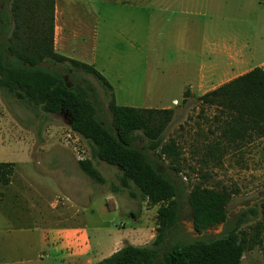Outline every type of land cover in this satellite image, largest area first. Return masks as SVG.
<instances>
[{"label":"rangeland","instance_id":"1","mask_svg":"<svg viewBox=\"0 0 264 264\" xmlns=\"http://www.w3.org/2000/svg\"><path fill=\"white\" fill-rule=\"evenodd\" d=\"M7 3V2H6ZM9 7V2L6 4ZM144 16L147 7H144ZM239 11L240 40L247 38L254 50L247 65H257L264 61V2ZM246 19V20H245ZM248 25H243V23ZM148 31L145 28L144 35ZM188 51L187 56H179L182 50L157 58L150 50L148 38L144 36L143 54L136 58H100L102 74L110 82L116 103L139 107H171L173 116L163 131L166 139L173 137L182 150V169L174 179L183 185L180 195L181 208L176 225L172 228L169 243L194 237H216L226 233L243 208L253 207L245 228H252L262 218L260 202L264 200V133L245 136L243 139L227 142L222 139L215 155H205V149L214 140L221 138L222 120L215 118L219 112L214 105L200 102L198 95L207 90H189L184 99L187 82L195 79L200 65L215 61L218 69L225 66L224 58H203ZM220 65V66H219ZM56 66L63 71L71 83L86 81L95 93L99 117L112 126L108 108L109 93L98 78L80 69H64L62 63ZM264 68V63L262 64ZM177 100L174 101L173 99ZM145 137L136 144L145 147ZM223 147V149H222ZM90 156V144L70 127L68 113L47 112L40 106L28 105L0 88V160L13 161L11 184H0V264H39L35 261L22 262L23 253L38 251L37 245L42 227L51 223L54 213L62 203L68 204L66 197H78L79 205L69 210L79 209L80 198L92 192L93 212L88 210L87 229L96 255H106L112 243V236L132 228H142L140 242H149L157 225L158 204L150 205L139 194L132 197L128 189L114 190L118 182L120 168L94 159V165L104 175V182H97L87 176L78 166V159ZM153 158L155 153H151ZM160 169L168 170V160L158 158ZM196 181L207 185L224 186L231 192L227 203L226 220L207 226L202 231L194 227L191 210L186 199L187 192ZM71 196V197H70ZM109 196V197H108ZM112 196V197H110ZM108 198V199H107ZM107 199V201H106ZM77 203V204H78ZM46 215V220L42 215ZM264 221V220H263ZM25 227L22 230L21 227ZM100 226V229H98ZM262 241L245 250L241 264H264V229ZM28 238L29 245L21 247L22 238ZM49 252L46 260H53ZM57 259L52 264H61Z\"/></svg>","mask_w":264,"mask_h":264},{"label":"trees","instance_id":"2","mask_svg":"<svg viewBox=\"0 0 264 264\" xmlns=\"http://www.w3.org/2000/svg\"><path fill=\"white\" fill-rule=\"evenodd\" d=\"M56 63L99 79L109 93L111 127L99 117L90 84L69 82ZM0 88L47 112L68 113L70 127L90 144V156L78 159L79 168L102 183L105 177L94 159L117 165L120 172L118 182L113 183L114 190L126 188L132 197L139 194L148 204H158L157 225L149 242L127 241L97 264H241L243 252L262 241L264 200L260 202L262 218L251 229L244 224L256 211L247 207L226 233L169 243L166 237L171 236L179 218L183 187L174 179L182 169L181 147L175 138L163 135L174 110L118 104L110 82L93 64L57 52L53 47V0H0ZM188 95L185 89L183 98ZM198 99L214 105L219 110L215 118L222 120L221 138L206 147L205 155H215L222 139L232 142L264 133L262 65L199 94ZM141 136L146 139L144 148L135 143ZM161 157L167 158L168 170L157 165ZM13 165V161L0 160V184L10 182ZM230 197L231 192L224 186L203 181L191 184L186 199L195 229L202 231L226 220Z\"/></svg>","mask_w":264,"mask_h":264},{"label":"crops","instance_id":"3","mask_svg":"<svg viewBox=\"0 0 264 264\" xmlns=\"http://www.w3.org/2000/svg\"><path fill=\"white\" fill-rule=\"evenodd\" d=\"M255 2L264 0H53V47L68 57L93 64L101 73L104 71L100 62L102 57L121 56L126 60L142 56L144 36L157 58L166 53L171 55L176 50L183 51L179 56L198 50L194 53L203 58L208 54L212 59L224 58L226 65L221 70L215 61L200 65L195 79L188 81L185 88L212 89L255 66L247 65L248 58L254 53L248 39L238 37V9L248 8ZM144 7H147L145 16ZM145 28L148 31L144 35ZM12 181L11 175L8 184ZM66 198L68 204L62 203V208L54 213V220L38 226L40 249L33 252L35 257H30V252L23 253L22 262L33 260L39 264H52L61 259V264H97L127 241L146 243L138 240L142 228H132L112 236L106 255H96L86 223L88 210L93 212L94 208L92 192H86L80 198L81 218H78V208L69 210L73 205H79V196ZM42 218L46 220V215ZM153 236L151 234L150 238ZM22 241L21 247L30 243L25 237ZM45 246L51 250L53 260H46L49 252Z\"/></svg>","mask_w":264,"mask_h":264},{"label":"water","instance_id":"4","mask_svg":"<svg viewBox=\"0 0 264 264\" xmlns=\"http://www.w3.org/2000/svg\"><path fill=\"white\" fill-rule=\"evenodd\" d=\"M91 98L93 99V97H92V96H91ZM166 238H168V236H167ZM93 264H95V263H93Z\"/></svg>","mask_w":264,"mask_h":264},{"label":"built area","instance_id":"5","mask_svg":"<svg viewBox=\"0 0 264 264\" xmlns=\"http://www.w3.org/2000/svg\"><path fill=\"white\" fill-rule=\"evenodd\" d=\"M174 101H176V100H174Z\"/></svg>","mask_w":264,"mask_h":264}]
</instances>
